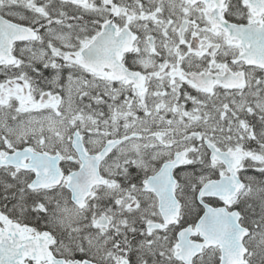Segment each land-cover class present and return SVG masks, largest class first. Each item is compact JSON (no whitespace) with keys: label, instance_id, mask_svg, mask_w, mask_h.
<instances>
[{"label":"flooded vegetation","instance_id":"1","mask_svg":"<svg viewBox=\"0 0 264 264\" xmlns=\"http://www.w3.org/2000/svg\"><path fill=\"white\" fill-rule=\"evenodd\" d=\"M16 10L17 17L11 19L35 29L39 39L13 45L17 113L8 124L23 125L7 136V114L0 105L2 153L7 150L3 139L14 140L20 149L29 144L34 151L59 154L61 168L68 173L80 164L72 146L78 132L91 154L109 139L132 136L101 163L110 176L142 175L151 161L156 172L176 153L183 154L185 162L175 168V175L226 174L225 166L211 159L207 143L244 153L239 175L264 171V69L237 60L241 51L237 41L210 17L220 12L228 22L262 24L264 12H252L245 0H19ZM106 21L111 22L110 29L127 28L134 35L131 49L122 51L120 74L126 70L141 74L137 84L119 78L116 64L113 70L97 66L95 71L81 65L86 48ZM105 50H99L100 58ZM117 52L116 46L115 58ZM228 73L243 74V86L224 85L221 78ZM5 76L1 62L0 79ZM133 144H138L137 152L130 149ZM151 150L157 151L156 157ZM183 189L192 192L190 205H184L183 212L180 208L188 221L196 217L192 204L198 205L197 192L192 185ZM128 207H138L141 213L121 212L127 213L126 224L115 227L112 253L101 257L108 264L117 257L128 264H158L147 239L155 233L147 231V224L162 222L155 195L141 192ZM254 220L264 222L260 216ZM182 227L178 223L158 233L174 239ZM119 229L128 234L126 243Z\"/></svg>","mask_w":264,"mask_h":264},{"label":"water","instance_id":"2","mask_svg":"<svg viewBox=\"0 0 264 264\" xmlns=\"http://www.w3.org/2000/svg\"><path fill=\"white\" fill-rule=\"evenodd\" d=\"M251 8L254 9V5H251ZM212 18L217 26L226 29L230 38L240 41L243 52L239 58L247 64L264 68V38L260 35L264 34L263 27L255 28L253 24L237 26L221 21L219 16L213 15ZM5 24L7 22L0 20V26ZM14 32L17 35L20 34L17 29H14ZM105 40L109 41L104 42ZM114 40L115 38L110 43L109 30L106 25L95 42L91 44V47L109 48ZM119 48L121 50L125 46ZM120 56L118 54L119 61ZM0 59L6 60L7 63L13 61L8 38L7 41L0 42ZM109 60L111 61L110 55ZM110 61L105 64L110 66ZM81 64L89 69H94L96 63L94 60L90 61L87 58V61H82ZM116 143L117 141L110 140L98 154L88 155L80 137L74 136L73 146L79 155L81 166L78 170L68 174L65 187L70 191L72 202L78 207L85 205V199L90 194L93 186L106 183L99 172V163L109 154ZM212 157L225 162L229 173L226 176L205 182L199 190L198 198L201 200L204 196H215L230 199L236 195L242 185L236 170L239 158L235 155L230 156V153H222L214 149L212 150ZM59 161L58 155L37 154L27 148L6 155L3 159H0V165H10L34 171L35 175L29 187L38 189L60 184L63 174L59 167ZM179 162L180 159L175 155L174 161L163 164L157 174L144 181V190H151L157 195L159 209L165 223L172 222L179 209L178 200L174 195L176 180L172 174L173 168ZM0 219L3 223V228H0V264H28L27 260L36 261L37 263L43 262L41 264H96L86 260L80 262L79 260L66 261L63 258H57L49 249L52 241L50 234L43 232L30 235L31 228L28 225H19L3 215H0ZM237 220V210L229 212L224 206L213 208L205 205V212L198 221L197 229L191 231L190 227H187L179 234L177 244L179 252L175 254L176 258L188 263L192 256L197 254L203 246H219L221 248L220 264L240 263L244 252L242 238L247 230L239 226ZM99 223L106 224V218L101 217ZM197 232L200 233L203 242L190 248L187 239L191 234Z\"/></svg>","mask_w":264,"mask_h":264},{"label":"trees","instance_id":"3","mask_svg":"<svg viewBox=\"0 0 264 264\" xmlns=\"http://www.w3.org/2000/svg\"><path fill=\"white\" fill-rule=\"evenodd\" d=\"M29 179L30 176L27 174L17 176L15 179L9 174H0V211L9 213L12 218L27 223L37 230H49L52 226L62 225V222L67 223L66 217L59 214L60 209L63 208L57 206L63 203L67 208L73 207L68 200L67 191L64 188H55L32 192L26 187ZM245 180L253 185V182L249 181L250 177H245ZM260 180L258 182H264V176ZM103 195L98 194L97 200L105 199ZM48 197L51 199L47 200ZM77 239H81V234L77 233Z\"/></svg>","mask_w":264,"mask_h":264},{"label":"rangeland","instance_id":"4","mask_svg":"<svg viewBox=\"0 0 264 264\" xmlns=\"http://www.w3.org/2000/svg\"><path fill=\"white\" fill-rule=\"evenodd\" d=\"M7 129V128H6ZM24 130H26L27 128L26 127H23ZM53 130V129H52ZM7 132H9L11 135H12V132L7 130ZM162 146H165L164 144L161 143ZM138 147V144H133V146H130V149H132L133 151H137V148ZM153 152V156L156 157V154H157V151L155 150H151ZM184 179H186V182L188 183V180L191 179L188 177V174H185V175H181ZM204 178L203 177H198V181H202ZM197 181V180H196ZM111 185L114 186V183H113V180L111 181ZM126 196L123 195L122 198H125ZM57 206H59L60 208H63L64 210L67 209V206L66 205H63V203L61 204H58ZM60 246H62L61 244V240H60Z\"/></svg>","mask_w":264,"mask_h":264},{"label":"bare ground","instance_id":"5","mask_svg":"<svg viewBox=\"0 0 264 264\" xmlns=\"http://www.w3.org/2000/svg\"><path fill=\"white\" fill-rule=\"evenodd\" d=\"M259 122V121H258Z\"/></svg>","mask_w":264,"mask_h":264}]
</instances>
